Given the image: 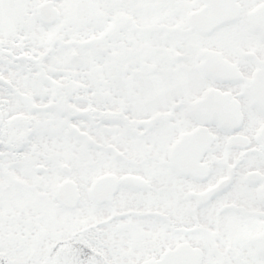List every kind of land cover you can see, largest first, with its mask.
<instances>
[{
    "label": "snow or ice",
    "instance_id": "1",
    "mask_svg": "<svg viewBox=\"0 0 264 264\" xmlns=\"http://www.w3.org/2000/svg\"><path fill=\"white\" fill-rule=\"evenodd\" d=\"M0 264H264V0H0Z\"/></svg>",
    "mask_w": 264,
    "mask_h": 264
}]
</instances>
